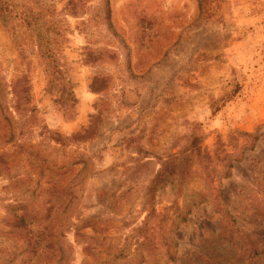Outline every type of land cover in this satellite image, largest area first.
<instances>
[{"label":"rangeland","instance_id":"1","mask_svg":"<svg viewBox=\"0 0 264 264\" xmlns=\"http://www.w3.org/2000/svg\"><path fill=\"white\" fill-rule=\"evenodd\" d=\"M43 1L42 42L0 24V264H240L235 222L264 239L263 129L221 173L264 124V0ZM186 149L191 196L144 206Z\"/></svg>","mask_w":264,"mask_h":264},{"label":"trees","instance_id":"2","mask_svg":"<svg viewBox=\"0 0 264 264\" xmlns=\"http://www.w3.org/2000/svg\"><path fill=\"white\" fill-rule=\"evenodd\" d=\"M31 3L35 7H28L26 0H0V24L4 27H9L12 25L11 22L18 20L23 22L26 27L32 29L37 34L36 37L41 40V26L39 22H42L43 19V0H31ZM239 85L235 82L234 89L222 99L224 103L230 101L238 92ZM216 108H213L212 112H215ZM263 129L264 124L261 127L256 128L254 132H235L234 137L237 142L235 145V153L233 155H226L227 160H223L222 163V176L223 178H228L230 173L228 169L231 168L232 162H240L243 159V154L246 150H253L255 143L258 142L259 136L258 132ZM233 135H229L228 138H232ZM238 140H241V144H238ZM218 145L215 149L219 150L220 146L223 144L220 141H217ZM192 153L189 149L181 150L178 153L170 155L168 158H165L161 161L160 168L149 182V185L146 188V200L144 201V206H148L149 202L153 199L155 194L160 190L165 189L166 187H171L176 190V194L186 201V198H189L191 194L186 195L184 186L187 185L188 181L192 178L191 175V161ZM225 162V163H224ZM197 197V198H196ZM192 198V197H191ZM195 200L190 201V206L183 205L180 207L173 208L172 218L168 219L167 215H162V220L168 219L171 222V225L178 227L180 223H186L187 215L191 213V208L193 206H199L206 202V195L198 193L195 195ZM153 209L147 210V215L144 222H146ZM235 251L237 253L236 257L240 261V264H256L259 260V257L264 255V239L262 237L254 238L252 236L246 235L244 232L239 230L235 222ZM232 242V241H229Z\"/></svg>","mask_w":264,"mask_h":264}]
</instances>
